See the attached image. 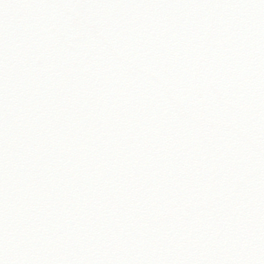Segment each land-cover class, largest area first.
<instances>
[{"label":"snow or ice","instance_id":"snow-or-ice-1","mask_svg":"<svg viewBox=\"0 0 264 264\" xmlns=\"http://www.w3.org/2000/svg\"><path fill=\"white\" fill-rule=\"evenodd\" d=\"M0 264H264V0H0Z\"/></svg>","mask_w":264,"mask_h":264}]
</instances>
